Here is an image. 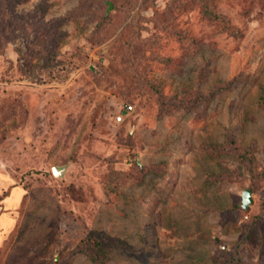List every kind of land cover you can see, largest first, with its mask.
<instances>
[{
	"label": "rangeland",
	"instance_id": "obj_1",
	"mask_svg": "<svg viewBox=\"0 0 264 264\" xmlns=\"http://www.w3.org/2000/svg\"><path fill=\"white\" fill-rule=\"evenodd\" d=\"M0 264H264V0H0Z\"/></svg>",
	"mask_w": 264,
	"mask_h": 264
},
{
	"label": "water",
	"instance_id": "obj_2",
	"mask_svg": "<svg viewBox=\"0 0 264 264\" xmlns=\"http://www.w3.org/2000/svg\"><path fill=\"white\" fill-rule=\"evenodd\" d=\"M52 172L54 176H58L59 170L56 168L52 169ZM252 198H251V193L248 190H244L241 195V207L244 210H248L249 204H251Z\"/></svg>",
	"mask_w": 264,
	"mask_h": 264
},
{
	"label": "built area",
	"instance_id": "obj_3",
	"mask_svg": "<svg viewBox=\"0 0 264 264\" xmlns=\"http://www.w3.org/2000/svg\"><path fill=\"white\" fill-rule=\"evenodd\" d=\"M131 111H132V106H130V105L126 106V108H124V110L121 113H119V115L117 116L116 120L118 122H121L122 119L125 117V115H127Z\"/></svg>",
	"mask_w": 264,
	"mask_h": 264
}]
</instances>
